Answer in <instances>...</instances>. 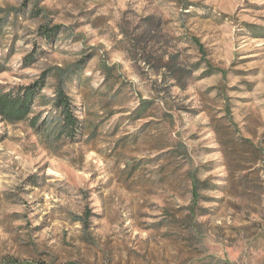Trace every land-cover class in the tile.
Segmentation results:
<instances>
[{
  "label": "rangeland",
  "instance_id": "rangeland-1",
  "mask_svg": "<svg viewBox=\"0 0 264 264\" xmlns=\"http://www.w3.org/2000/svg\"><path fill=\"white\" fill-rule=\"evenodd\" d=\"M0 62V261L264 264V0H0Z\"/></svg>",
  "mask_w": 264,
  "mask_h": 264
},
{
  "label": "trees",
  "instance_id": "trees-1",
  "mask_svg": "<svg viewBox=\"0 0 264 264\" xmlns=\"http://www.w3.org/2000/svg\"><path fill=\"white\" fill-rule=\"evenodd\" d=\"M59 27L57 25L44 28L41 31L42 37L46 40H52ZM35 60L33 53L24 55V66H30ZM4 65L0 62V72ZM48 72L44 71L31 82L24 85L6 86L0 84V118L2 120L16 123L28 120L31 127L36 128L45 122L41 121L40 113L33 114V107L36 99H48L42 92L47 86ZM54 96L49 100L56 108L57 135L74 140L80 130V121L75 115L72 101L65 90L63 74L58 72V81L54 88ZM197 185V183H195ZM0 264H24L15 258H5Z\"/></svg>",
  "mask_w": 264,
  "mask_h": 264
}]
</instances>
